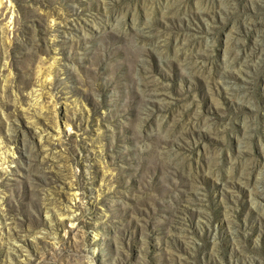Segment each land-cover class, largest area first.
<instances>
[{
	"label": "rangeland",
	"instance_id": "1",
	"mask_svg": "<svg viewBox=\"0 0 264 264\" xmlns=\"http://www.w3.org/2000/svg\"><path fill=\"white\" fill-rule=\"evenodd\" d=\"M0 264H264V0H0Z\"/></svg>",
	"mask_w": 264,
	"mask_h": 264
}]
</instances>
